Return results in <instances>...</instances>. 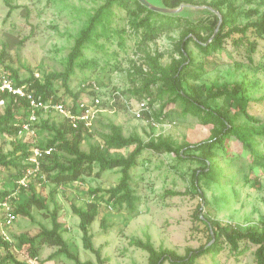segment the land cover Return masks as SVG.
Segmentation results:
<instances>
[{"label": "rangeland", "instance_id": "rangeland-1", "mask_svg": "<svg viewBox=\"0 0 264 264\" xmlns=\"http://www.w3.org/2000/svg\"><path fill=\"white\" fill-rule=\"evenodd\" d=\"M8 1L12 6L20 8L6 17L8 7L4 0H0V54L4 51V57H0V71L9 73L6 68H12L18 72L20 79H27L31 74L42 78L49 73L62 72L77 32L86 25L94 10L104 3V0ZM148 1L152 4L157 2ZM211 1L195 0L198 4ZM258 1L249 3L248 0H238V6L244 9L253 8ZM259 9L264 11V6H259ZM112 10L114 14L110 24L104 32L98 29L100 37L89 43L83 51L88 66L74 70L69 80L72 92L80 91L86 82H94L106 95L118 91L134 98L133 91L142 86V76L134 73V67H140L143 74L149 73L145 63L146 53L163 54L160 59L162 66L169 65L172 58H178L174 53V45L179 32L161 35L155 42L141 45L129 26L126 13L117 7ZM187 13V17L194 20L202 16L195 9ZM188 48L198 76L196 80L189 79V83L203 85L206 89L245 80L249 83L247 96L250 99V114L260 123H248L244 117L240 118V123L264 129L263 42H259V53L254 57V64L236 56L229 44L208 57H204L192 43H189ZM53 92L59 101L57 103L64 101L62 104L68 106L73 103L61 81L53 82ZM156 92L157 86H154L152 93ZM84 97L87 95L81 94L79 100ZM166 100L163 97L155 101L158 106L167 103L163 110L164 118L156 128H150L144 122L135 120L123 109L114 110L104 106L89 134L84 136L80 149L88 152L91 147L102 145L101 137L108 134V126L111 124L118 126L125 137L137 135L141 140L147 141L151 136L160 135L177 148L185 144H196L210 137L211 126L201 125L197 118L184 115L179 102L169 103ZM208 103L212 107L221 106L228 116L233 115L237 108L232 99L209 100ZM2 111L3 107H0V114ZM44 121L51 126L59 124L62 118L53 113L43 116L34 126L35 140L43 145L53 137L52 131L43 128ZM13 144L0 137V154L7 156V160H13L17 156H10ZM132 148L111 150L108 156L125 158ZM253 148L264 156V138L255 137ZM183 152L185 156H199V153L186 149ZM216 157L220 170L219 181H208L202 176L199 177V185L206 200L204 204L191 185L193 172L201 168L202 163L196 160H180L173 154L156 155L144 151L138 158L137 165L130 170V186L139 197L133 214L129 213L125 205L117 209L112 201L107 200L108 195L105 192L117 185L119 169L99 172L98 166L94 165L90 176L58 187L48 182L45 176H42V183H38L34 175H28L26 184L35 187L37 195L45 201L48 208L39 210L32 207L31 219L18 214L17 220L6 230V235L14 245V254L22 260L28 258L27 247L19 248L16 237L21 234L31 237L39 232L41 226L50 228V215L56 209L62 224L61 235L69 251L81 262L98 264L95 255L83 247L82 234L78 228L79 219L71 209V204L83 208L92 200L90 189L99 190L97 197H103L99 206L100 214L91 226L93 246L100 251V257L105 261L103 264H149L148 254L131 246V239L146 241L149 237L156 250L169 249L180 256H184L188 249H197L206 241L193 220L198 205L204 215L241 231L251 226L259 227L264 220L263 169L250 167V152L233 137L226 141V154L218 151ZM18 182L16 168L0 165V193H10L12 206L24 201L29 194L27 187L24 193L19 192ZM167 192H177L180 195L169 196ZM2 217L0 211V223ZM56 250V247L44 246L34 264H75L63 255L48 259ZM254 251L255 247L249 246L243 255L236 258L224 250L214 257L203 255L195 264H255ZM6 254L0 248V262Z\"/></svg>", "mask_w": 264, "mask_h": 264}, {"label": "trees", "instance_id": "trees-1", "mask_svg": "<svg viewBox=\"0 0 264 264\" xmlns=\"http://www.w3.org/2000/svg\"><path fill=\"white\" fill-rule=\"evenodd\" d=\"M4 1L8 7L6 17H9L15 9L20 8L12 6L8 0ZM252 1L255 0H248L249 3ZM255 4L257 6L244 9L238 6V0H212L206 4H198L195 0H157L156 5L160 8L167 10L180 8L176 13H163L149 9L138 0H104V3L94 10L86 25L77 32L62 72L49 73L39 79H36L32 74L27 79H20L16 70L7 67L10 78L15 84H28L30 89L40 94L44 100L52 96L55 103L59 101L54 97L53 82L61 81L65 92L73 99L72 111L75 113L81 94H88L91 91L87 86L82 87L78 92H72L69 88V80L76 68L84 69L88 66L83 51L89 43L100 37L98 29H101L102 32L105 31L114 14L112 9L117 7L126 13L129 26L141 45L153 43L161 35L179 32L174 45V53L178 55L177 59L172 58L169 65L162 66L160 59L163 54L146 53L145 63L149 68V73L143 74L140 67H134V73L142 76V86L133 91L134 97L136 99L148 98L150 104L155 103L156 99L166 97V101L169 103L179 102L184 115L188 114L197 118L201 125L211 126V135L207 140L192 145L185 144V146L177 148L160 135L151 136L147 141L141 140L137 135L125 137L118 126L111 124L108 126V134L101 137L102 145L93 146L88 152H85L80 149V145L84 136L89 132L82 125L73 129L68 126L66 120L51 126H48L44 121L42 122L43 128L52 131L53 137L45 145L38 144V147L40 149L54 147L55 150L40 160V169L35 175L38 183H42V176H45V179L56 187L77 182L84 176H90L94 165L98 166L99 172L119 169L120 178L117 185L105 192L108 195L107 200L112 201L117 209H121L125 205L129 213L133 214L139 197L131 189L130 170L137 165V160L144 151H150L156 155L173 154L180 160H196L202 163L203 166L193 172L191 185L204 204L206 200L199 185V177L202 176L208 181H219L220 170L216 161V153L220 151L226 154V141L231 137L239 141L250 152V167H260L264 171V156L253 148L255 137L264 138V129L240 123L241 117H244L248 123H260L249 111L250 99L247 96L249 83L242 80L230 85L210 86L205 89L203 85L191 84L188 81L189 79L196 80L198 77L189 52V43H192L204 57L219 52L229 44L236 56L254 64V57L259 53V42L264 44V11L259 9V6H264V0H259ZM199 7L201 8L197 9ZM192 9L202 16L196 20L188 18L187 12ZM219 17L221 22L218 31L213 36ZM0 57H4L3 50ZM0 62H2L1 58ZM154 86H157L155 94L152 93ZM0 98L7 99V95L0 94ZM217 99L227 101L232 99L237 107L233 115L225 114L221 106L212 107L209 105V100ZM60 102L64 103V101ZM166 104H161L154 112L155 119L164 116L163 110ZM24 109H26V104L23 101L14 102L13 99L6 101L0 114L1 138L16 136L18 127L14 124L18 119L25 118V114L22 112ZM117 109L120 107L117 106ZM13 143L10 156L17 155L16 158L7 160V156L0 154V165L16 168L18 179L21 180L26 169L30 167V164L27 163L30 156L29 146L20 142ZM128 147L133 148L125 158L108 156L111 150ZM183 149L199 153V156L193 154L185 156ZM18 189L20 193L26 191L23 186H18ZM27 189L29 193L27 198L13 207L14 214H21L31 219L30 209L32 207L39 210H46L48 207L45 201L37 195L33 185L28 184ZM98 192L99 190L90 189L92 200L88 201L83 208H77L71 204V209L79 219L78 228L82 234L84 249L95 255L98 264H103L105 261L101 259L100 251L93 246L91 232V226L100 214L99 206L103 199L101 196L97 197ZM8 195L10 193L3 191L0 193V198ZM167 195L180 194L167 192ZM12 202L11 199V205ZM56 212L55 209L50 215V228L41 226L39 232L31 237L25 234L16 237L19 248L27 247L28 258L24 260L14 254L12 242L4 240L0 236V248L7 253L0 264L4 262L29 264V260L35 262L44 246L57 248L48 259L63 255L75 264H93L90 261L81 262L69 251L67 243L62 238V224ZM193 220L197 224L199 233L201 232L202 236L206 237V241L195 250L188 249L184 256L169 249L156 250L149 241V237L146 241L131 239L129 243L148 254L149 264H164L165 262L168 264H195V261L203 255L214 257L224 250L237 258L243 255L249 246L255 247V264H264V220L259 227L251 226L241 231L204 215L199 205L195 209ZM198 239L200 240L199 237Z\"/></svg>", "mask_w": 264, "mask_h": 264}, {"label": "built area", "instance_id": "built-area-1", "mask_svg": "<svg viewBox=\"0 0 264 264\" xmlns=\"http://www.w3.org/2000/svg\"><path fill=\"white\" fill-rule=\"evenodd\" d=\"M39 79L38 76H35ZM89 87L91 93L86 94L87 97L82 98L77 102L75 113L72 111V104L70 106L62 103H55L53 97L44 100L40 94L35 93L30 89L28 84L17 85L10 78V74L6 71H0V94H6L7 99L0 98V107H4L6 101L13 99L14 102L23 101L26 104V109L22 112L25 114L24 119H18L14 124L18 127L15 137L6 138L10 142H20L29 146L30 156L27 163L30 164L25 171L24 177L19 180L18 186L27 187L26 177L28 175H36L40 169V160L45 156H49L54 152V147H47L40 149L36 142V133L34 126L41 120L43 116L57 114L66 120L68 126L76 129L82 125L88 132L91 131L93 123L97 115L105 108L123 109L129 113L135 120L144 122L150 128L160 126V122L164 116L158 119L154 118V112L159 108L155 103L150 104V99L142 98L136 99L121 94L118 91L110 92L106 95L94 82H87L82 87ZM169 126V125H168ZM26 139H23V137ZM156 137V136H155ZM23 139V140H22ZM11 195L0 198V211L2 212V219L0 223V236L11 242L6 235V230L17 220V214H14V207L10 204ZM29 264H34V261L29 260Z\"/></svg>", "mask_w": 264, "mask_h": 264}, {"label": "water", "instance_id": "water-1", "mask_svg": "<svg viewBox=\"0 0 264 264\" xmlns=\"http://www.w3.org/2000/svg\"><path fill=\"white\" fill-rule=\"evenodd\" d=\"M141 4H143L144 6L148 7L149 9L153 10V11H157V12H163V13H176L180 10L179 9H175V10H167V9H164V8H160L158 7L156 4H152L150 3L148 0H138ZM220 22H221V18L219 17V20H218V23H217V27L214 31V34L213 36L216 34V32L218 31V27L220 25ZM212 36V37H213Z\"/></svg>", "mask_w": 264, "mask_h": 264}]
</instances>
